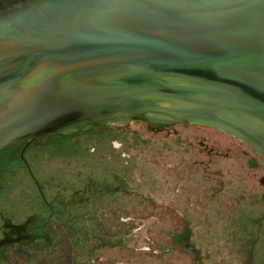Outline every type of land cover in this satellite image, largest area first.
<instances>
[{"label":"water","instance_id":"water-1","mask_svg":"<svg viewBox=\"0 0 264 264\" xmlns=\"http://www.w3.org/2000/svg\"><path fill=\"white\" fill-rule=\"evenodd\" d=\"M77 127H204L264 171V0H0V160Z\"/></svg>","mask_w":264,"mask_h":264},{"label":"rangeland","instance_id":"rangeland-1","mask_svg":"<svg viewBox=\"0 0 264 264\" xmlns=\"http://www.w3.org/2000/svg\"><path fill=\"white\" fill-rule=\"evenodd\" d=\"M80 128L84 127L61 136L64 135L66 140V135L81 134L84 129ZM91 129L98 128L88 130ZM199 130V133L195 128L178 131L177 138L174 134L168 136L169 133L136 132L150 142L128 140L119 149H116L117 142L115 148L111 142V153L96 155H92L95 140L89 137L83 142L88 148L83 159L80 155L70 157L65 152L55 151L48 144L51 139L30 147L26 154L31 155L33 150L43 152L29 165L45 197L49 200L56 195L69 205L55 203L52 206L59 219L46 228L48 235L22 238L24 254L14 253L15 264H242L245 254L242 255L241 250L250 245L252 237L258 247L254 249L257 264H264V221L261 228H258L259 224L250 226V236H243L249 240L248 244H243L245 242L234 235L231 236L233 239H223L218 237H222V230L235 231L234 227L238 225L232 223L231 226L229 220L211 221L214 206L212 212L208 196L201 195V199H207L204 208L195 203L205 188L220 187L215 197L231 198L232 204L224 207L223 201L224 204L216 205L219 214L223 215L225 210L227 215H237L241 209L261 213L264 211V178L259 179L264 171L249 169L244 156L206 128L199 127ZM197 139L229 154V157L217 156L208 164L210 175L191 163L195 160L192 153L198 148V145H192ZM113 140L119 141L117 137ZM204 155L202 152L200 159L207 164ZM202 165L200 170H203ZM175 176V180L169 178ZM16 177L23 178L24 194H19L21 185L11 189L10 199H21L18 200L20 217H15V222L17 219L26 221L37 209V201L32 202L34 194H31L34 183L25 171L18 170ZM196 181L200 182L199 190L194 188ZM108 186L116 189L108 190ZM3 197L0 193V208ZM148 197H152V203L149 202L152 207L147 203ZM154 198L159 203H171L173 207L155 205ZM177 213L186 215L185 223ZM150 214L161 215L158 222L151 223L152 227L145 225ZM184 227L190 238L176 243L171 232L182 231ZM188 241L201 253H195L186 244Z\"/></svg>","mask_w":264,"mask_h":264},{"label":"flooded vegetation","instance_id":"flooded-vegetation-1","mask_svg":"<svg viewBox=\"0 0 264 264\" xmlns=\"http://www.w3.org/2000/svg\"><path fill=\"white\" fill-rule=\"evenodd\" d=\"M79 129V128H78ZM83 133H76V134H72L71 135H66L67 139L65 140L64 135H58L55 138H51V141H49V145L53 146V148H55V151L58 152H65L67 153L66 155L72 157L74 155H80L81 158L83 159V156L85 155V152L88 151L85 147V145L83 144V142H85V140L87 138H93L95 140V143L92 145L93 151L95 153H92V155H96V154H100L103 152L106 153H111V151L113 150L110 146L109 143L111 144L112 142V147L115 148L116 146L114 144H117L118 147H116V149H119L122 144L126 141L129 140V142H150L149 139H142V136L139 135L136 132H131V131H121V130H110V129H97V130H92L89 131L88 127H84V128H80V130H83ZM196 132H200L199 127L195 128ZM77 130V129H76ZM112 131V133H111ZM112 134V135H110ZM173 135L174 137H178L179 136V132H171L169 133L168 136ZM198 135V134H196ZM72 136V137H69ZM61 137V138H59ZM95 137V138H94ZM118 138L119 141L117 140H113L114 138ZM147 138V137H146ZM189 145H191V142H188ZM198 145V148L196 151H193V157L195 158V160H193L191 163L194 165V167H197V169L199 171H204V173L206 175H210V168L208 166L209 163H213L214 158L217 156H222V157H229V154L225 151L221 152L217 149H215L213 146H209L207 142H205L204 140L201 139H197V141L193 142V145ZM30 148V147H29ZM29 148L22 150L20 152H17L13 155H10L8 157H5L3 159L0 160V193H2V195L4 196L2 199V206L0 208V264H15L17 262V259L14 258V253H21L24 254L23 249H24V240H22V238H25V236H32V237H44L46 236V234L48 235V233H46V228H50L51 225H54L57 220L59 219L57 216V212H56V208H53L52 206H55V203L57 204H61V205H65L68 206L69 204L67 203L68 201H64L62 199H60L58 196H54L53 198H50L49 200L45 197L43 190H41L42 188H40V186L37 185V180L35 179V177L33 176L32 172H31V168L29 165V162L34 159V157L36 158L37 155H39V153H43L42 151L38 152L36 150H33L30 154H26V152H29ZM229 150V149H228ZM189 151V150H187ZM78 152V153H77ZM205 153V155L203 156V158H207V164H204L205 160L204 159H200V155L201 153ZM73 162V161H72ZM246 163L247 166L249 167V169H260L259 167H257L255 164H253L252 162H250L248 159H246ZM202 165V169L200 170V165ZM21 170L22 173L28 172L29 177L32 179L33 183H34V187H32V191L31 194H34V197H32L33 199V203H35V200L37 201L35 203L36 205V211L33 212V215H29L28 219L26 221L21 220V219H17V221L15 222V217L18 218L19 216V201L21 199H10V193H11V189H13L15 187V185L20 186L21 185V191L19 194H21L23 196L24 194V190H23V178H18L17 176V171ZM207 171V172H205ZM73 174V173H72ZM74 178V177H73ZM172 179H176L175 177H169ZM264 175H262V177L259 179H263ZM76 180V179H74ZM189 180V179H188ZM179 179L176 181V183L178 184ZM72 183V182H71ZM196 187L198 190L200 189V182L196 181ZM119 188H121L119 186ZM108 190H115L116 187H111L108 186L107 188ZM220 189V187L214 188V187H208L205 188L202 193L200 194V197L198 196L195 199V203H199L198 205L202 208H204V205H207V202L205 200L206 197L201 199V195L204 196H208V202H209V209H211L214 206V214H212L211 216L212 219H210L211 221L215 222H222L225 221L227 222L228 220L231 222V226L232 223L236 224L238 226L234 227L235 231H226V228L224 230H222V237L218 236L220 238L225 239L226 237H230L231 239H233L231 236L234 235L238 240H243V244H248L249 240H251L249 242V246L246 248H242L243 250H241L242 255L243 253L245 254L243 257L245 259V262H243L242 264H253L254 261V249L258 248L255 245V238H251V239H246L247 236H250V234L248 235L249 231H250V226L252 227L253 224H259L258 228H261L262 225L261 222L264 221V211H261V213H257L254 214L253 212H250L246 209L243 210L241 209L240 213H238L237 215H227L225 214V210L222 212V214H219L217 211V207L216 205L218 204H224L228 205L232 204L231 198H225L220 199V198H216L215 197V193ZM129 191H133V192H137L135 189L132 190L131 188L129 189ZM20 195V197H22ZM146 196V195H145ZM150 198V200L147 203H152V197H148ZM264 200V199H263ZM173 201H175L173 199ZM224 201V202H223ZM177 202V201H175ZM41 203V204H40ZM149 203V204H150ZM154 203L155 205L158 203L159 205H167L169 207H173V204L171 203H164V202H157V200L154 198ZM177 204H179V202H177ZM189 204V203H188ZM190 205V204H189ZM42 206L44 207L42 209ZM150 207H152V204H150ZM222 207V206H221ZM47 213H45L46 211ZM212 212H213V208H212ZM177 215L179 216V218H181V222L185 223L186 222V215L183 213H177ZM161 217L160 214H150L148 216V218L145 220V225H149V227H152L153 222H158L159 218ZM161 219V218H160ZM223 219V220H222ZM130 220V219H128ZM228 221V222H229ZM138 227L135 228V230H137ZM230 232V233H229ZM213 234V233H212ZM246 234V237L243 238V236ZM214 235V234H213ZM151 236V235H150ZM190 236V233L187 231L186 227L183 228V230L181 231H172L171 232V237L173 238V240L176 243H180L182 241H185V239L188 240V238ZM211 236V235H210ZM215 236V235H214ZM258 235H256L255 237H257ZM235 239V242H237V240ZM224 241V240H223ZM234 241H231V243ZM240 243V242H239ZM191 249L194 250L195 253H201L199 249H197L196 247H193V245H191L189 243V241L186 243ZM242 244V243H241ZM192 251V250H191ZM227 252L229 253L230 250L227 249ZM199 257V256H198Z\"/></svg>","mask_w":264,"mask_h":264},{"label":"crops","instance_id":"crops-1","mask_svg":"<svg viewBox=\"0 0 264 264\" xmlns=\"http://www.w3.org/2000/svg\"><path fill=\"white\" fill-rule=\"evenodd\" d=\"M254 256H255V258H254L253 264H257V256H256L255 252H254Z\"/></svg>","mask_w":264,"mask_h":264}]
</instances>
